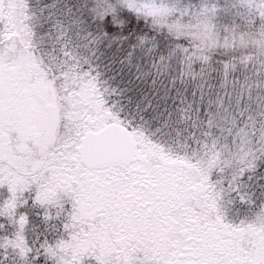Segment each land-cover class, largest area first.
Here are the masks:
<instances>
[{
    "label": "snow or ice",
    "instance_id": "6c2138e0",
    "mask_svg": "<svg viewBox=\"0 0 264 264\" xmlns=\"http://www.w3.org/2000/svg\"><path fill=\"white\" fill-rule=\"evenodd\" d=\"M0 264H264V0H0Z\"/></svg>",
    "mask_w": 264,
    "mask_h": 264
}]
</instances>
